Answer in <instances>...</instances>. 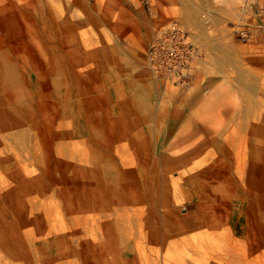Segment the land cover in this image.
Returning a JSON list of instances; mask_svg holds the SVG:
<instances>
[{
    "label": "rangeland",
    "instance_id": "rangeland-1",
    "mask_svg": "<svg viewBox=\"0 0 264 264\" xmlns=\"http://www.w3.org/2000/svg\"><path fill=\"white\" fill-rule=\"evenodd\" d=\"M0 264H264V0H0Z\"/></svg>",
    "mask_w": 264,
    "mask_h": 264
},
{
    "label": "built area",
    "instance_id": "built-area-1",
    "mask_svg": "<svg viewBox=\"0 0 264 264\" xmlns=\"http://www.w3.org/2000/svg\"><path fill=\"white\" fill-rule=\"evenodd\" d=\"M183 31V27L177 21H170L166 31L156 35L148 44L145 59L149 68L153 72H158L161 66H164L165 71L175 69L176 61H172L171 56L174 53L172 47L173 37Z\"/></svg>",
    "mask_w": 264,
    "mask_h": 264
},
{
    "label": "bare ground",
    "instance_id": "bare-ground-1",
    "mask_svg": "<svg viewBox=\"0 0 264 264\" xmlns=\"http://www.w3.org/2000/svg\"><path fill=\"white\" fill-rule=\"evenodd\" d=\"M18 15H19V13H18ZM8 17V16H7ZM7 17H6V19H7ZM35 17V16H34ZM8 20V19H7ZM6 20V21H7ZM13 24L15 23L14 22V19H13V22H12ZM11 23V24H12ZM182 25H184V24H182ZM28 28V27H27ZM27 30V29H26ZM28 31V30H27ZM31 33V32H30ZM34 33V32H33ZM27 34H28V32H27ZM32 34V33H31ZM35 34H36V36L37 37H39L40 39H45L44 37H42V34L40 33V31L39 30H36V32H35ZM23 36V35H22ZM25 36V35H24ZM33 37H34V35H33ZM51 48V50L52 51H55L56 49H57V47L56 46H51L50 47ZM26 60V59H25ZM65 95V94H64ZM77 118V117H76ZM24 130V129H23ZM22 131V130H21ZM11 132V131H10ZM24 135V134H23ZM18 136V135H17ZM22 138V137H21ZM24 138H26V136L24 137ZM105 168V167H104ZM127 209V208H126ZM125 210V209H124ZM120 211V210H119ZM127 211V210H126ZM131 210L129 209V212H130ZM133 211V210H132ZM123 212V211H122ZM134 212V211H133ZM123 216V215H122ZM122 218V217H121ZM129 220V219H128ZM128 222V221H127ZM130 222V221H129ZM129 224V223H128ZM91 225V224H90ZM91 227V226H90ZM116 227V226H115ZM119 233V232H118ZM120 234V233H119ZM80 237H81V235H80ZM79 240V239H78ZM80 241V240H79ZM81 243V242H80ZM10 261H11V259H10ZM12 262V261H11ZM97 263V262H96Z\"/></svg>",
    "mask_w": 264,
    "mask_h": 264
}]
</instances>
